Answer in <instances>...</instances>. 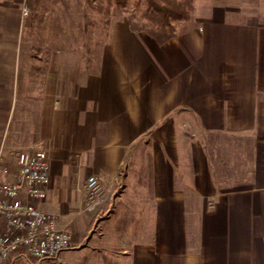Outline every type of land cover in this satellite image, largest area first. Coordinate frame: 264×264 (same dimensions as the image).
Instances as JSON below:
<instances>
[{
	"label": "crops",
	"instance_id": "crops-1",
	"mask_svg": "<svg viewBox=\"0 0 264 264\" xmlns=\"http://www.w3.org/2000/svg\"><path fill=\"white\" fill-rule=\"evenodd\" d=\"M21 2L0 0V146L47 150L38 206L72 235L60 260L264 264L263 1L211 6L165 42L115 22L97 70L56 57L37 102Z\"/></svg>",
	"mask_w": 264,
	"mask_h": 264
},
{
	"label": "rangeland",
	"instance_id": "rangeland-1",
	"mask_svg": "<svg viewBox=\"0 0 264 264\" xmlns=\"http://www.w3.org/2000/svg\"><path fill=\"white\" fill-rule=\"evenodd\" d=\"M156 1L160 5L171 6L182 3L187 11L186 19L174 21L173 29L167 28L159 23L157 18H149L147 0H125L119 3L116 0H22L20 10L24 6L29 9V16L21 17L20 38L21 66L27 102H37L41 98L45 75L56 57L78 64L86 71L95 72L100 62V53L111 36L115 22L125 20L130 27L144 32L152 30L164 38L177 32L176 23L180 21L192 20L211 6L232 5L237 2V0ZM262 1L264 5V0ZM63 253L53 259L37 262L17 258L10 264H65L59 258L66 255ZM68 255L74 258L77 254Z\"/></svg>",
	"mask_w": 264,
	"mask_h": 264
},
{
	"label": "built area",
	"instance_id": "built-area-1",
	"mask_svg": "<svg viewBox=\"0 0 264 264\" xmlns=\"http://www.w3.org/2000/svg\"><path fill=\"white\" fill-rule=\"evenodd\" d=\"M29 16L27 6L22 17ZM7 135L0 146V264L17 258L45 261L73 249L72 235L54 216L38 206L47 198L50 159L43 147L8 150ZM103 184L89 176L84 184L89 207L98 203Z\"/></svg>",
	"mask_w": 264,
	"mask_h": 264
},
{
	"label": "trees",
	"instance_id": "trees-1",
	"mask_svg": "<svg viewBox=\"0 0 264 264\" xmlns=\"http://www.w3.org/2000/svg\"><path fill=\"white\" fill-rule=\"evenodd\" d=\"M119 2H124L125 0H116ZM149 6V12L147 13L149 18L156 19L159 23L165 25L167 28L173 29V22L180 19H186V8L182 3H178L175 6L170 4H159L156 0H147ZM132 30L139 31L140 29L133 28ZM141 31V30H140ZM150 36L154 37L159 42H165L176 35L177 32L168 35L167 37L161 38L159 33L147 30Z\"/></svg>",
	"mask_w": 264,
	"mask_h": 264
}]
</instances>
